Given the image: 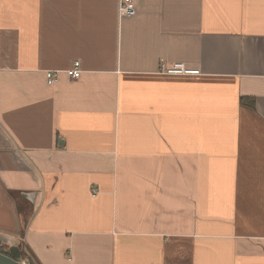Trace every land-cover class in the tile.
I'll use <instances>...</instances> for the list:
<instances>
[{
  "label": "crops",
  "instance_id": "1",
  "mask_svg": "<svg viewBox=\"0 0 264 264\" xmlns=\"http://www.w3.org/2000/svg\"><path fill=\"white\" fill-rule=\"evenodd\" d=\"M120 1L0 0L1 244L264 264V0Z\"/></svg>",
  "mask_w": 264,
  "mask_h": 264
},
{
  "label": "built area",
  "instance_id": "2",
  "mask_svg": "<svg viewBox=\"0 0 264 264\" xmlns=\"http://www.w3.org/2000/svg\"><path fill=\"white\" fill-rule=\"evenodd\" d=\"M137 12L136 0H121L119 13L124 17H132ZM162 71L170 75H183V74H200L198 69H192L182 62H174L170 65L163 63ZM67 76L71 79H79L83 74L81 62L79 60L74 61L71 67L65 70ZM46 79L48 83H55L59 80L60 71L48 70L46 71Z\"/></svg>",
  "mask_w": 264,
  "mask_h": 264
},
{
  "label": "water",
  "instance_id": "3",
  "mask_svg": "<svg viewBox=\"0 0 264 264\" xmlns=\"http://www.w3.org/2000/svg\"><path fill=\"white\" fill-rule=\"evenodd\" d=\"M0 264H27L22 256V250L18 245L9 247L8 253L0 251Z\"/></svg>",
  "mask_w": 264,
  "mask_h": 264
},
{
  "label": "rangeland",
  "instance_id": "4",
  "mask_svg": "<svg viewBox=\"0 0 264 264\" xmlns=\"http://www.w3.org/2000/svg\"><path fill=\"white\" fill-rule=\"evenodd\" d=\"M2 241H0V250H2L4 253H8L9 252V249H8V245L7 244H1ZM19 244H21L20 246L22 247V243L20 242ZM26 249V252H27V256L30 257L31 260L34 261V258H32V254L29 250ZM25 262L28 264L29 260L25 257L24 258ZM35 262V261H34Z\"/></svg>",
  "mask_w": 264,
  "mask_h": 264
},
{
  "label": "trees",
  "instance_id": "5",
  "mask_svg": "<svg viewBox=\"0 0 264 264\" xmlns=\"http://www.w3.org/2000/svg\"><path fill=\"white\" fill-rule=\"evenodd\" d=\"M243 100H244V101H249V102H250L251 99H250V98H247V99L245 98V99H243ZM21 250H22V249H21ZM0 251H2V250H0ZM2 252H3V251H2ZM3 253H4V252H3ZM22 256H23V258L26 257V258L29 260L28 264H35V262H34L33 260H31L30 257L27 256V252H26V251L22 250Z\"/></svg>",
  "mask_w": 264,
  "mask_h": 264
}]
</instances>
